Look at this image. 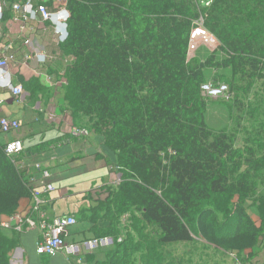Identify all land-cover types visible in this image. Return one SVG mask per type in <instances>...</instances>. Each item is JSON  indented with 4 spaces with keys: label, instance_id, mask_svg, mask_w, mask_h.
<instances>
[{
    "label": "trees",
    "instance_id": "1",
    "mask_svg": "<svg viewBox=\"0 0 264 264\" xmlns=\"http://www.w3.org/2000/svg\"><path fill=\"white\" fill-rule=\"evenodd\" d=\"M66 8L67 37L57 53L73 62L65 66L59 89L65 86L73 118L87 119L113 155L110 172L136 188L139 207L126 204L141 218L133 219L134 231L140 234L138 223L153 227L159 248L200 241L209 249L253 257L264 242V202L253 221L245 201L251 176L264 160V135L237 147L236 130L211 129L205 115L212 100L203 87L205 70L213 80L231 71L246 85L227 86L237 92L233 105L214 104L237 127L234 106H243L241 97L249 98L258 85L247 108L264 123V0H67ZM199 21L223 57L216 51L204 61L188 57ZM5 143L0 132V217L9 220L35 190L19 165L21 156L9 158ZM109 194L93 209L108 223L97 237L123 235V241L99 251L103 260L87 255L85 264H134L132 233L119 228L127 212L120 204L124 196ZM16 244L0 229V264H9ZM146 249L148 264H160L161 257Z\"/></svg>",
    "mask_w": 264,
    "mask_h": 264
},
{
    "label": "crops",
    "instance_id": "2",
    "mask_svg": "<svg viewBox=\"0 0 264 264\" xmlns=\"http://www.w3.org/2000/svg\"><path fill=\"white\" fill-rule=\"evenodd\" d=\"M49 26H44L46 30L42 25L36 27L34 32L28 30L26 40L16 37V25L8 32L3 24L1 31L0 44L8 42L7 35L15 51V60L6 69L7 75L14 86L20 85L23 89L20 97L0 89V119L8 118L21 123L19 130L3 137L4 141L22 142L24 151L19 156V165L30 175L32 186L38 192L36 198L32 194L30 199L20 201L17 210L24 221H33L34 228H28L25 224L21 233H15L12 228H0L8 240L13 237L17 240L16 246L8 252L9 264H72L62 255L38 256L35 251L42 235L40 227L51 224L57 218L72 216L77 222L68 230L67 242L88 240L108 229V223L102 218L104 213L95 215L93 209H97L107 198L103 194L113 175L107 165L111 161L107 155L109 151L103 139L92 132L86 136L71 134L72 128H82L70 125L68 113L61 111L60 106L64 101L56 96L55 90L59 89L56 83L60 81L63 65H39L34 58L57 55L58 47ZM31 81H37V84L31 87ZM56 99L60 100L59 106H55ZM36 165L49 172L48 181H44L40 172L35 170ZM46 182L52 184L54 191L43 193ZM9 220L0 217V222ZM257 249L264 251V242ZM93 257L95 261L103 260V252H97ZM262 260L259 259V262Z\"/></svg>",
    "mask_w": 264,
    "mask_h": 264
},
{
    "label": "built area",
    "instance_id": "3",
    "mask_svg": "<svg viewBox=\"0 0 264 264\" xmlns=\"http://www.w3.org/2000/svg\"><path fill=\"white\" fill-rule=\"evenodd\" d=\"M67 0H0V37L3 24L10 32L15 25L18 26V33L16 37L24 38L26 40V33L28 30L36 31L35 28L42 25L49 24L51 27V34L53 40L58 43L66 40L67 37V22L69 13L67 11ZM34 25V26H33ZM8 42L0 44V89L8 90L15 97L23 95V89L20 85H13L9 80L6 69L11 62L15 60V51L13 43ZM29 41H26L28 43ZM204 45L206 47L215 48L217 43L213 36H211L203 27L202 21L196 23V27L190 34L188 44V57L193 54L198 46ZM37 64H57L61 63L63 68L73 62V58H62L58 53L57 55H42L40 58L35 56ZM64 75V69L61 72V78ZM51 82L50 78L48 79ZM62 80L58 81L56 85H62ZM211 88L205 86L204 89ZM21 127V123L16 120L8 118L0 119V132L3 136H8L16 132ZM71 134L75 136H86L88 131L85 129H71ZM23 152L22 142L19 140H7L5 143V153L11 159H16ZM35 170L39 171L44 181H48L50 174L48 171L42 170L40 166H34ZM54 191L52 184L46 182L43 187V193H50ZM38 192H33V198L37 197ZM36 211L37 208H34ZM15 222L12 225V222ZM124 220H121L123 223ZM27 224L29 228H34L35 224L30 219H22L18 214L12 216L9 221L0 223L2 229H13L17 233L23 231V226ZM76 225V220L72 216L57 218L51 224L42 225V235L35 246V251L38 256L54 257L62 255L72 264H85L84 259L87 255H93L99 251H103L113 247L116 244H121L123 241L122 236L116 238L111 236L96 237L80 242H67L68 230Z\"/></svg>",
    "mask_w": 264,
    "mask_h": 264
},
{
    "label": "rangeland",
    "instance_id": "4",
    "mask_svg": "<svg viewBox=\"0 0 264 264\" xmlns=\"http://www.w3.org/2000/svg\"><path fill=\"white\" fill-rule=\"evenodd\" d=\"M216 47L213 49L211 47H206L204 45L199 44L197 50L190 54L191 58H197L200 61H204L206 57L212 53L217 52L219 49V43L216 40ZM217 58L223 57L222 54L218 53ZM222 76L217 79H212V71L205 70L204 77L206 78V85L211 86V88L204 89V96H209L212 100L208 106V111L205 115V121L208 126L213 130H219L223 127H228L231 131L236 135V146L242 147L245 144H248L251 141H255L260 137L261 134L264 135V123L261 117H256L252 114V111L248 109L249 102L253 101V98L258 91L259 86L256 85L254 87L252 94L249 98L241 97V101L243 103L236 108L234 106V117H238V121H240V126H237L230 122L228 118V113L225 109L215 106L216 103H230L232 99L237 95V92L230 91L228 87H246L242 82H236L235 79L232 78L231 71L221 72ZM227 81V82H226ZM228 86V87H227ZM221 88V91H220ZM56 96L59 99H63L64 103H62L61 111L68 113L69 118L71 119L69 123L70 125H74L75 127L84 128L88 132L90 131V124L87 123V119L82 117L73 118V114L70 110H67V104L64 98L65 86L60 89H56ZM230 91V92H228ZM229 94V95H228ZM60 100L56 99L55 106H59ZM62 102V101H61ZM233 105V103H230ZM107 155L111 157L112 163H114L113 155L110 152H107ZM262 159V158H260ZM112 177L110 183L105 187L107 194H103L104 197H107L109 192L112 190L113 196L121 195L124 196V199L121 201L122 207L124 210H127L124 213L126 216L122 218L124 220L122 227H127L126 229H122L124 231L131 232V236L133 237V242L135 246L134 253V264H148L151 260L148 259L147 254V245L151 248L152 252H154L158 258H160V264H262L259 262V259H264V251L261 249L253 250V257L247 256V254H243L239 257L227 253H223L220 251H216L213 249H209L208 247H204L199 241L195 246H187V245H173L169 247L159 248L157 246V232L153 227L146 226L143 223H138L141 229L140 234L135 232V222L133 219L140 220V215H135V210H128L126 204H133L132 209H136L139 207L138 204V196L136 194L137 190L132 185L126 186L122 180L120 179V174H117L116 171L112 172ZM250 188L248 195L246 196L245 207L247 209L248 214L250 215L253 221H258L259 216V206H262L264 202V160L260 163L257 171H254L251 176ZM111 189V190H110ZM124 201H128V203H124ZM237 201V199H236ZM130 212V213H129ZM122 214V215H124ZM121 215V216H122ZM146 245V247H145ZM154 256V257H155ZM64 257V256H63ZM252 261V262H251Z\"/></svg>",
    "mask_w": 264,
    "mask_h": 264
},
{
    "label": "clouds",
    "instance_id": "5",
    "mask_svg": "<svg viewBox=\"0 0 264 264\" xmlns=\"http://www.w3.org/2000/svg\"><path fill=\"white\" fill-rule=\"evenodd\" d=\"M190 58H191V57H190ZM4 137H5V136H4ZM7 140H8V139H7ZM7 140H6V141H7ZM23 149H24V148H23ZM125 216H126V215H125ZM121 218H123V216H122ZM120 221H121V220H120ZM76 223H77V222H76ZM122 224H123V223L120 222V225H122ZM122 228H124V227H122ZM120 236L123 237V235H120ZM94 238H96V237H94ZM84 262H85V261H84Z\"/></svg>",
    "mask_w": 264,
    "mask_h": 264
}]
</instances>
